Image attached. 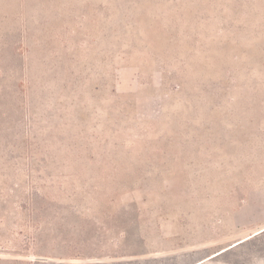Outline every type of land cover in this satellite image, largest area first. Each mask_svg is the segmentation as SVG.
<instances>
[{"label":"rangeland","instance_id":"obj_1","mask_svg":"<svg viewBox=\"0 0 264 264\" xmlns=\"http://www.w3.org/2000/svg\"><path fill=\"white\" fill-rule=\"evenodd\" d=\"M0 264H264V0H0Z\"/></svg>","mask_w":264,"mask_h":264}]
</instances>
